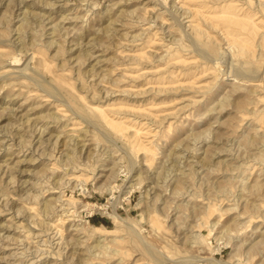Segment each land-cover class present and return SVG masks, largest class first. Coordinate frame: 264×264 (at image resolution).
<instances>
[{
  "label": "rangeland",
  "instance_id": "374dc122",
  "mask_svg": "<svg viewBox=\"0 0 264 264\" xmlns=\"http://www.w3.org/2000/svg\"><path fill=\"white\" fill-rule=\"evenodd\" d=\"M0 264H264V0H0Z\"/></svg>",
  "mask_w": 264,
  "mask_h": 264
},
{
  "label": "bare ground",
  "instance_id": "6f19581e",
  "mask_svg": "<svg viewBox=\"0 0 264 264\" xmlns=\"http://www.w3.org/2000/svg\"><path fill=\"white\" fill-rule=\"evenodd\" d=\"M245 67V66H244ZM249 67V66H248ZM246 68V70H248L249 68H247V67H245ZM250 70V69H249ZM244 72H245V70H244ZM251 73H252V71H250ZM249 71L247 72V73H250ZM247 73H245V74H247ZM247 76V75H246ZM249 76V75H248ZM93 105V104H92ZM80 106V105H79ZM95 106H93V108L91 109V113H90V110H89V108L87 109V110H89V111H87V112H89L87 115H93L94 116V121H97V122H101V123H103V122H105V120H104V118L102 117V115L100 114V112L102 111L103 112V110H102V108H101V111H99L98 110V108L96 109V108H94ZM96 107H98V106H96ZM81 108V107H80ZM100 108V107H99ZM84 110V109H83ZM79 112V111H78ZM82 112V111H81ZM85 111H83V113H84ZM105 114V113H104ZM81 115V114H80ZM84 116H85V114H83ZM106 116V115H105ZM89 117V116H88ZM91 117V116H90ZM86 118V117H85ZM91 118V119H92ZM93 119H92V121H93ZM109 120V119H108ZM93 121V122H94ZM112 121V120H111ZM113 122V121H112ZM92 123V122H91ZM96 123V122H95ZM107 123H108V121H107ZM97 124V123H96ZM105 124V123H104ZM113 124V123H112ZM95 125V124H94ZM109 125H111V124H109ZM107 126V125H106ZM103 129V128H102ZM110 129H111V127H110ZM113 129V128H112ZM114 129H116V128H114ZM110 131H112V130H110ZM113 133V132H112ZM83 181V180H82ZM91 206V205H90ZM100 208V207H99ZM91 209V208H90ZM93 210V209H92ZM214 224V223H213ZM212 227V226H211ZM195 239V238H194Z\"/></svg>",
  "mask_w": 264,
  "mask_h": 264
}]
</instances>
